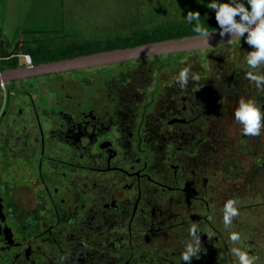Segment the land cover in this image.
Here are the masks:
<instances>
[{"label": "flooded vegetation", "instance_id": "1", "mask_svg": "<svg viewBox=\"0 0 264 264\" xmlns=\"http://www.w3.org/2000/svg\"><path fill=\"white\" fill-rule=\"evenodd\" d=\"M207 4L174 3L180 19L154 27L195 35L183 16L198 10L216 30ZM246 36L0 85V264H238L225 201L258 206L233 218L242 247L264 233V128L245 136L234 118L241 98L264 105L245 75ZM26 41L6 44L1 71L24 66ZM185 67L195 81L182 88ZM192 223L211 238L201 232L199 258L180 261Z\"/></svg>", "mask_w": 264, "mask_h": 264}, {"label": "rangeland", "instance_id": "2", "mask_svg": "<svg viewBox=\"0 0 264 264\" xmlns=\"http://www.w3.org/2000/svg\"><path fill=\"white\" fill-rule=\"evenodd\" d=\"M174 3H185V0H25L17 15L11 13L7 17V37L3 41L11 45L29 37L27 32L34 31L53 39L57 36L54 40H88L100 44L108 38L152 28L161 21L179 20V11L171 6ZM18 29L24 33H17ZM21 60L24 64V57ZM254 207L239 209V214L246 212L249 215V212L258 210V206ZM251 223L247 222L250 226ZM246 238L254 239L255 244L248 242L244 248L254 250L257 262L264 264V233L252 235L250 230Z\"/></svg>", "mask_w": 264, "mask_h": 264}, {"label": "clouds", "instance_id": "3", "mask_svg": "<svg viewBox=\"0 0 264 264\" xmlns=\"http://www.w3.org/2000/svg\"><path fill=\"white\" fill-rule=\"evenodd\" d=\"M207 7L215 10L216 20L220 26V36H228V41H241L246 36V42L252 46L248 51L246 63L250 71L246 78L255 83L258 90L264 91V74L257 70L264 65V0H208ZM238 17V18H237ZM184 20L193 25V31L209 43V29L201 21L198 10L189 11ZM195 81V74L189 67L180 70L177 82L184 88L189 81ZM234 118L242 125L245 136H257L264 128V105L254 98H241L234 112ZM238 201L230 198L223 205L222 222L229 229L228 239L232 242L229 251L238 264H257L258 257L250 250L241 246L242 237L238 231H231L233 218L239 215ZM209 232L197 223L189 226V237L180 253V261L190 262L193 257L199 258L202 250L200 233Z\"/></svg>", "mask_w": 264, "mask_h": 264}, {"label": "water", "instance_id": "4", "mask_svg": "<svg viewBox=\"0 0 264 264\" xmlns=\"http://www.w3.org/2000/svg\"><path fill=\"white\" fill-rule=\"evenodd\" d=\"M219 33L220 28L210 31L209 43H205L203 38H200L199 34H195L179 38L152 41L135 46L107 49L75 57L41 62L38 64L19 66L0 71V85L13 80L45 74L114 65L124 61L174 52L203 50L228 41V36L221 37ZM246 34L247 33H245V35Z\"/></svg>", "mask_w": 264, "mask_h": 264}, {"label": "trees", "instance_id": "5", "mask_svg": "<svg viewBox=\"0 0 264 264\" xmlns=\"http://www.w3.org/2000/svg\"><path fill=\"white\" fill-rule=\"evenodd\" d=\"M211 29V28H208ZM26 34L29 37H26V42H30L32 44L25 46L24 54H29L33 57L34 64H38L41 62L59 60L63 58L75 57L83 54H89L93 52L103 51L107 49L114 48H123L129 46H135L143 43H148L152 41H159L173 37L183 36L185 33L178 34L174 30H170L169 27H153V28H143L138 29L137 31H133L131 33L125 34L123 36H119L116 38H108L105 42L102 43H90V42H75V40H58V41H48L47 44H42L41 47H36L35 42L39 39L49 38L48 36L42 35V33L29 31ZM31 34H35V36L31 37ZM37 34V35H36ZM39 34V35H38ZM3 37L1 35L0 30V55L3 57L1 63L7 62V55L11 53L7 51L6 44H10L8 41H3ZM51 38V37H50ZM57 37H54V39ZM53 39V38H51ZM53 39V40H54ZM25 40V39H24ZM50 40V39H48ZM49 43V44H48ZM26 63V62H25ZM6 68H15L18 66L17 59H13L9 61Z\"/></svg>", "mask_w": 264, "mask_h": 264}, {"label": "crops", "instance_id": "6", "mask_svg": "<svg viewBox=\"0 0 264 264\" xmlns=\"http://www.w3.org/2000/svg\"><path fill=\"white\" fill-rule=\"evenodd\" d=\"M24 4H25V0H0V30H1V35L3 37L5 36L7 37V32H6L7 17H9L11 13L17 15L18 11L21 10ZM17 33L23 34L24 30L18 29Z\"/></svg>", "mask_w": 264, "mask_h": 264}, {"label": "built area", "instance_id": "7", "mask_svg": "<svg viewBox=\"0 0 264 264\" xmlns=\"http://www.w3.org/2000/svg\"><path fill=\"white\" fill-rule=\"evenodd\" d=\"M24 60L27 64L31 63V56L29 54H24ZM0 60H1V56H0ZM1 71V70H0Z\"/></svg>", "mask_w": 264, "mask_h": 264}]
</instances>
